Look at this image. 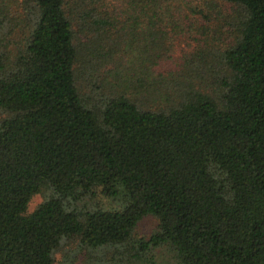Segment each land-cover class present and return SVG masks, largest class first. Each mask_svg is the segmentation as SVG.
I'll use <instances>...</instances> for the list:
<instances>
[{"label": "trees", "instance_id": "trees-1", "mask_svg": "<svg viewBox=\"0 0 264 264\" xmlns=\"http://www.w3.org/2000/svg\"><path fill=\"white\" fill-rule=\"evenodd\" d=\"M0 264H264V0H0Z\"/></svg>", "mask_w": 264, "mask_h": 264}, {"label": "rangeland", "instance_id": "rangeland-1", "mask_svg": "<svg viewBox=\"0 0 264 264\" xmlns=\"http://www.w3.org/2000/svg\"><path fill=\"white\" fill-rule=\"evenodd\" d=\"M181 48H184V44H178L176 45L175 47V50H174V53H173V58L172 60H169L170 62L169 63H163L161 65V70H167L169 68H171L172 66H174V63L175 61L177 60V57L179 56V53H180V50ZM85 84L82 86V88L85 89ZM84 91H87V88L86 90ZM41 201V196L39 194H36L34 195L29 204H28V207H27V211L30 212L32 211L35 206ZM156 225V221L153 217L151 216H148V217H144L140 223L138 224V227H137V232L139 235H148L155 227Z\"/></svg>", "mask_w": 264, "mask_h": 264}]
</instances>
